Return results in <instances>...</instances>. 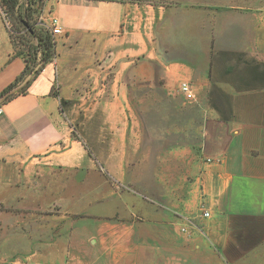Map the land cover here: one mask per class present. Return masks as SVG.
Instances as JSON below:
<instances>
[{
  "label": "crops",
  "instance_id": "crops-1",
  "mask_svg": "<svg viewBox=\"0 0 264 264\" xmlns=\"http://www.w3.org/2000/svg\"><path fill=\"white\" fill-rule=\"evenodd\" d=\"M48 2L54 56L0 103V264H264L258 2Z\"/></svg>",
  "mask_w": 264,
  "mask_h": 264
},
{
  "label": "rangeland",
  "instance_id": "rangeland-1",
  "mask_svg": "<svg viewBox=\"0 0 264 264\" xmlns=\"http://www.w3.org/2000/svg\"><path fill=\"white\" fill-rule=\"evenodd\" d=\"M29 0H19L18 2V10L20 11V13L23 15L25 8L27 6ZM33 3V7L35 9V13H34V18L33 21H37L39 22L41 20V22H44L43 18L44 15L46 14V10H48L47 5H48V1L49 0H31ZM259 4L260 10H262L264 12V0H256ZM237 2V1H234ZM257 4V3H256ZM17 8V7H16ZM17 13V9H15L14 11H11L10 9L6 8L0 0V64L1 61L3 60L6 51L8 50L9 47V42L11 45V54L13 51L15 50H19L21 52H23V56L24 58H27L28 60V66L29 67H33V68H39L42 65V61L40 60V51H37V54H33V50H32V46L34 44H36V38H29L24 34V30L17 24V22L15 21V17ZM40 23V22H39ZM41 25H43L41 23ZM15 49V50H13ZM37 55V56H36ZM35 56V58H34ZM75 123L74 125L77 127L78 123L80 122L79 120H74ZM78 128V127H77ZM89 131L87 133H83L82 136L84 135L85 139L87 140V142L91 143L92 142V135L91 133H93V131L91 130V132L89 133ZM92 180L96 179V177L91 178ZM87 180L85 179V182ZM93 182V181H92ZM89 184V181L86 182V185ZM96 185V184H93ZM92 185V186H93ZM59 187V186H58ZM136 187H134L135 189ZM136 191H133V193H135ZM44 227V226H43ZM130 242H126L125 245L130 246ZM146 244H142L139 243L138 246H144ZM131 246H133V243L131 244ZM90 255V254H89ZM93 257V255L87 256V257H83L82 261L83 263H87V261ZM203 261V258H201ZM200 260V259H198ZM121 261V260H120ZM140 261H142L141 258H138V264H140ZM120 264H131V259L129 257L124 258ZM133 264V262H132ZM194 264H199V263H194Z\"/></svg>",
  "mask_w": 264,
  "mask_h": 264
},
{
  "label": "trees",
  "instance_id": "trees-1",
  "mask_svg": "<svg viewBox=\"0 0 264 264\" xmlns=\"http://www.w3.org/2000/svg\"><path fill=\"white\" fill-rule=\"evenodd\" d=\"M18 2L19 0H1V3L11 11L17 9L15 21L24 30V34L29 38H36V44L32 46V50L34 55L37 54L38 50L40 51V60L42 61V65L39 68H33L32 66L29 67L28 60L27 58H24L23 52L13 49L15 51L12 52L10 57H22L25 61V67L12 82L2 89L0 92V103L7 101L18 92L24 91L31 82V79L39 74L46 63L52 60L55 52V41L50 33V30L44 25H41V23L35 20L33 21L35 9L32 1H28L23 15L18 10ZM26 76H28V78L25 80L23 86L14 90L18 83Z\"/></svg>",
  "mask_w": 264,
  "mask_h": 264
},
{
  "label": "built area",
  "instance_id": "built-area-1",
  "mask_svg": "<svg viewBox=\"0 0 264 264\" xmlns=\"http://www.w3.org/2000/svg\"><path fill=\"white\" fill-rule=\"evenodd\" d=\"M39 22L42 23L45 27H47L50 30V33L52 34V36L61 33V28L58 25V21L55 16L49 18L48 22L44 21L43 23L41 22V20ZM180 90L185 94V96L188 99H193V93L188 83H182L180 85ZM0 112H1V107H0ZM207 214H208L207 212L204 213V215H207Z\"/></svg>",
  "mask_w": 264,
  "mask_h": 264
}]
</instances>
